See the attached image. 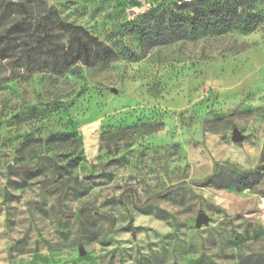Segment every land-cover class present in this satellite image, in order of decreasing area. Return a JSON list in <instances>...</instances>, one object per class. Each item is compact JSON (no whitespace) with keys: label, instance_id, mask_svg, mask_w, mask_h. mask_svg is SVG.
Segmentation results:
<instances>
[{"label":"rangeland","instance_id":"1","mask_svg":"<svg viewBox=\"0 0 264 264\" xmlns=\"http://www.w3.org/2000/svg\"><path fill=\"white\" fill-rule=\"evenodd\" d=\"M45 1L115 56L0 63V264H264V0Z\"/></svg>","mask_w":264,"mask_h":264},{"label":"trees","instance_id":"2","mask_svg":"<svg viewBox=\"0 0 264 264\" xmlns=\"http://www.w3.org/2000/svg\"><path fill=\"white\" fill-rule=\"evenodd\" d=\"M205 2L186 3L192 7L193 23L200 22L208 9L212 17L227 19L229 27L242 23L238 7L226 9L211 0ZM249 25L251 21L246 24ZM114 56L109 46L83 27L64 21L45 0H0V63L32 73L48 71L59 76L68 71L76 73L80 65L92 67L99 62H110ZM214 179L215 175L206 182L228 188L224 181L219 185Z\"/></svg>","mask_w":264,"mask_h":264},{"label":"water","instance_id":"3","mask_svg":"<svg viewBox=\"0 0 264 264\" xmlns=\"http://www.w3.org/2000/svg\"><path fill=\"white\" fill-rule=\"evenodd\" d=\"M242 140H243L242 136H240L238 134L235 135V137H234L235 142H241ZM198 222H199V224H201L203 222H207V217L204 214H201L199 216Z\"/></svg>","mask_w":264,"mask_h":264}]
</instances>
